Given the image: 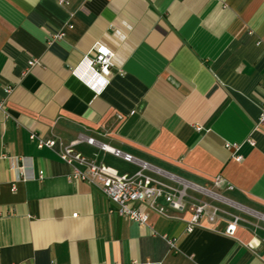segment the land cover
Instances as JSON below:
<instances>
[{
	"label": "crops",
	"instance_id": "0c3cea01",
	"mask_svg": "<svg viewBox=\"0 0 264 264\" xmlns=\"http://www.w3.org/2000/svg\"><path fill=\"white\" fill-rule=\"evenodd\" d=\"M68 1L0 0V264H264V0ZM96 42L114 53L102 89L73 73ZM92 136L185 186V208L137 202L143 224L109 211L69 178L60 143L118 173L138 165ZM210 199L223 212L187 231Z\"/></svg>",
	"mask_w": 264,
	"mask_h": 264
},
{
	"label": "built area",
	"instance_id": "2783aa9c",
	"mask_svg": "<svg viewBox=\"0 0 264 264\" xmlns=\"http://www.w3.org/2000/svg\"><path fill=\"white\" fill-rule=\"evenodd\" d=\"M61 6L69 5L68 0H57ZM63 32L49 33L48 41H54L63 37ZM114 53L103 44L96 42L87 53H85L73 69V73L89 86L94 81H100V89L108 83L110 68L113 65ZM29 65L35 64L33 60ZM88 75V77L84 76ZM2 105L0 104V107ZM264 123V101L260 104V112L257 124ZM31 139H37L38 147L52 148L56 141L53 139H44L37 137L34 133L30 135ZM86 143L97 146L101 151L110 153L124 161L138 165V169L133 173H118L111 167L96 163L87 158L81 152L74 149L78 140L68 144L60 143L58 151L59 159L72 167L70 179L82 180L99 189L102 194L111 203L109 211L117 213L119 216L129 219L133 222L143 224L148 218V214L134 206L137 202H145L149 208L156 213L167 216V207L182 211L185 208V199L189 196L186 187L178 188L173 182L172 177H166L158 169L145 161H141L129 153L109 146L106 143L97 141L92 137L85 139ZM237 149V144H232ZM236 160H241L237 155ZM43 172L39 171L37 178L42 179ZM224 180L216 177L213 182L216 186L222 184ZM228 189L232 187L227 185ZM201 191V190H200ZM191 216L187 220L186 230L191 231L195 226L200 225L204 220L214 222L218 215L223 212L215 204L205 200H199L191 208ZM239 217L232 216L230 222L226 224L225 233L234 235ZM137 264V263H133Z\"/></svg>",
	"mask_w": 264,
	"mask_h": 264
},
{
	"label": "rangeland",
	"instance_id": "374dc122",
	"mask_svg": "<svg viewBox=\"0 0 264 264\" xmlns=\"http://www.w3.org/2000/svg\"><path fill=\"white\" fill-rule=\"evenodd\" d=\"M215 192H218V190L217 189H215ZM219 193V192H218ZM206 201H208L209 203H212V204H215V205H217L218 204V201L216 202L215 200H206ZM195 203H197V202H195ZM217 203V204H216ZM218 205H220V204H218ZM221 208V207H220ZM223 209V208H222ZM226 211V210H225ZM227 212L228 213H230L231 215H233V216H237V217H241L242 215H240L239 214V212L238 211H236L235 209H231V208H228L227 209ZM221 220H223L224 222H226V221H228V218H227V216H225V217H221L220 218ZM244 219H246L248 222L249 221H251V220H249V219H247V218H244ZM244 224H246V223H244ZM261 224V223H260ZM246 225H249V223H247ZM261 226H264V223H262L261 224ZM260 231H264V229H261Z\"/></svg>",
	"mask_w": 264,
	"mask_h": 264
}]
</instances>
